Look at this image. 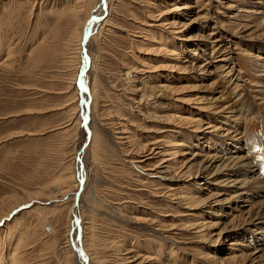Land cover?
Returning a JSON list of instances; mask_svg holds the SVG:
<instances>
[{
	"label": "rangeland",
	"instance_id": "1",
	"mask_svg": "<svg viewBox=\"0 0 264 264\" xmlns=\"http://www.w3.org/2000/svg\"><path fill=\"white\" fill-rule=\"evenodd\" d=\"M89 1L100 17L79 51L75 0H0V215L13 210L0 264H264L254 229H242L249 203L229 200L242 178L195 172L232 128L239 152H224L264 177V0ZM169 140L185 147L172 156ZM155 142L161 158L137 146L157 153ZM194 156L196 177L183 181ZM218 195L229 201L211 209Z\"/></svg>",
	"mask_w": 264,
	"mask_h": 264
},
{
	"label": "bare ground",
	"instance_id": "2",
	"mask_svg": "<svg viewBox=\"0 0 264 264\" xmlns=\"http://www.w3.org/2000/svg\"><path fill=\"white\" fill-rule=\"evenodd\" d=\"M199 1V0H198ZM200 1H202V0H200ZM210 0H207V2H209ZM68 3V2H67ZM105 7V6H104ZM93 8V3H92V1H89V2H84V0H80V1H77V0H75V2H74V6H73V8H72V13L75 15V17L77 16H79V14L78 13H81V11L83 12V9L85 10V15H84V17L82 18V20H83V24H82V28H81V30H80V33H78L77 34V38L79 39L78 41H79V43H78V49L77 50H79L80 51V43L82 42L81 41V39H82V34H83V30H85L84 29V25L86 24V25H88L89 27L88 28H90V23H92L93 21H91L92 19L94 20V18L95 17H100V16H97V15H94L93 13H92V9ZM100 10H101V15H103V13H102V4L98 7ZM177 8V7H176ZM190 9V8H192V5H190V4H185V6L184 7H182V8H179V11H180V9H183V10H186V9ZM95 10V9H94ZM172 11V10H171ZM167 12H169L168 10H167ZM105 13H106V11H105ZM165 13V12H164ZM77 14V15H76ZM107 16L104 18V20H103V27L104 26H107L108 25V23H109V14H108V11H107ZM165 15V14H164ZM104 16V15H103ZM81 17V16H80ZM74 20V19H73ZM77 20H78V18H77ZM193 21H195V20H193ZM264 23V22H263ZM171 24H173V25H175V21L174 22H171L170 23V25ZM163 25V24H162ZM168 25V24H167ZM94 26V24H92V27ZM91 27V28H92ZM95 27V26H94ZM164 26H162V28H163ZM169 27V26H168ZM174 27V26H173ZM88 28L86 29L87 31L86 32H88ZM262 30V29H261ZM102 31H103V29H102ZM85 32V31H84ZM100 32V31H99ZM87 35V33H85V36ZM210 35H213V33L212 34H210ZM83 38H84V36H83ZM163 42V41H162ZM163 43H165V42H163ZM83 44H84V41H83ZM158 45H162V44H158ZM83 46V45H82ZM161 49H163V50H161ZM219 49V46H218V43H217V40H216V43H215V46H213V47H210V49L208 50V51H210L208 54H207V59H206V61L205 62H207V60L208 59H212L213 58V56L214 55H216L217 54V52L219 51L218 50ZM165 51L166 50V48H164V47H162V46H159V49H158V51ZM168 50V49H167ZM171 50V49H170ZM79 51H77L78 52V54H79ZM156 51V50H155ZM201 51V53L202 54H204L205 52L201 49L200 50ZM169 52H171V51H169ZM227 52H228V50H227ZM161 53V52H160ZM172 53H173V51H172ZM176 55V54H175ZM225 55V57H222V56H224ZM230 56V54H228V55H226L225 53H222L221 55H220V57H222L221 58V61H226V60H229V61H231L232 59H233V57H229ZM255 57H256V55H255ZM220 61V62H221ZM208 63V62H207ZM206 63V64H207ZM89 64V63H88ZM205 67V66H204ZM219 67H221V66H219ZM232 69V68H231ZM219 70V69H218ZM235 70V69H234ZM134 71V70H133ZM135 71H136V69H135ZM227 71V72H226ZM219 72H222V73H224V72H226L227 74H226V76L230 73V71H229V68H227L226 66L224 67V66H222V68H221V70L219 71ZM225 74V73H224ZM220 75H221V73H220ZM129 76V75H128ZM217 76V75H216ZM76 79H77V81L79 80V78H77L76 77ZM128 79V78H127ZM222 79V78H221ZM225 80V79H224ZM79 85H80V87H82L83 88V83H82V85H81V82L79 81ZM263 85V84H262ZM93 88H95V86H93ZM83 90V89H82ZM96 95V92H95V90L94 89H92V92H91V94H90V96L91 97H94ZM208 107H210V106H208ZM228 110H230L229 108H227ZM209 110H211V109H209ZM165 118V117H164ZM173 122H174V120H173ZM200 128V127H199ZM209 128V127H208ZM240 129H234V130H232V128H229L228 130H225L226 131V134L225 135H223V136H221V138H220V141H219V143L217 144V147H218V150L216 149V150H214L215 152H217V153H212L209 157H207L206 158V160L203 162V164L199 167V169H197V171H195V172H197L196 173V175L198 174H202V175H205V174H207V175H209L211 172H212V176H218V178L219 179H222V178H229L231 175H235L237 178H242V179H240L238 182H235V181H232V184L231 185H229L228 186V188H233L232 190H233V195H230L231 197H230V201L232 202V203H234V206L237 208H239V205L240 204H244L245 205V203H249V209L246 211V213H245V215L247 216V218H245L244 220H245V225L244 226H242V229H247L248 228V231H250L251 229H254V230H251L250 231V233H252V236H253V238L255 239V241L257 242L256 244H262V245H264V218H263V216H262V214L261 213H259V212H256V213H254L253 211H252V209H253V207H255V206H257V207H259V208H261V206L262 207H264V177H261V176H259V175H256V177L255 178H252L257 172V170H254V169H256L255 167L256 166H251V164H250V162L247 160H245V158H243V157H241V158H234L233 156H230V155H228V153H226V152H224V150H226V151H230L231 153H233V154H235V153H238L239 152V148L237 147V144H238V141H237V139L238 138H241V135H239L238 134V132L237 131H239ZM172 133L174 132V131H171ZM118 133H122L123 134V131L122 132H118ZM209 134H210V132H209ZM174 135V134H173ZM172 134H171V136H173ZM237 135H239V136H237ZM166 136V135H165ZM163 137V136H162ZM167 138V137H166ZM199 138V137H198ZM197 138V139H198ZM118 139H120V138H118ZM202 139H203V137H202ZM205 139V138H204ZM121 140H122V138H121ZM163 142V141H162ZM180 142V141H179ZM178 141H176V140H169V143L167 144L166 142L164 143V144H167V146H163V147H168L169 149L168 150H173L174 152H172V153H170V155H176L177 153L179 154V151H177L178 150V148L179 147H185V145L183 146V144H180ZM152 146H156V149H157V153H154V150H152V149H150V148H148V147H144L143 145L142 146H139V145H137L140 149L139 150H145V149H147V151L150 153V154H148V155H151L152 156V158H154L155 156H157V157H160V156H162L163 154H162V151H164L163 149H160V145L162 146V144H160V142H155L154 144H151ZM150 145V146H151ZM187 147V146H186ZM160 149V150H159ZM231 149H235L236 151L235 152H233ZM146 151V150H145ZM144 151V152H145ZM219 151H222L223 153H222V155H218V154H220L221 152H219ZM147 152V153H148ZM141 153V152H140ZM165 153V152H164ZM168 155V154H167ZM182 156H186V155H188L187 153H182L181 154ZM147 156V155H146ZM196 157L197 156H194L193 158H191L190 160H188V161H186L185 160V163H184V165H185V167H186V171L183 173V175H184V178H183V181H190L191 179H193V178H195V177H191V172H192V167H193V165L191 164L192 163V161H195V159H196ZM139 158H143V157H139ZM161 158V157H160ZM248 158V157H247ZM148 160H146V161H143V162H147ZM161 161L162 162H160V164H161V166L164 164V163H167L166 161H164L163 159H161ZM142 161H139L138 163H143ZM191 164V165H190ZM183 165V166H184ZM159 167V166H158ZM161 168V167H160ZM166 168V166L163 168V169H165ZM167 169V168H166ZM84 170V169H83ZM185 170V169H184ZM84 172V171H83ZM190 172V173H189ZM259 173V172H258ZM257 173V174H258ZM193 174V173H192ZM182 175V176H183ZM85 176V175H84ZM210 176V175H209ZM86 177V176H85ZM84 177V178H85ZM211 177V176H210ZM210 177H209V179H210ZM83 178V179H84ZM182 178V177H181ZM180 178V179H181ZM213 178V177H212ZM208 179V180H209ZM163 180H165V181H167V182H173V181H175V179H173V177H169V178H163ZM179 180V179H178ZM207 180V179H206ZM85 182V181H84ZM212 182V181H211ZM207 183V182H206ZM85 184V183H84ZM203 184H199L198 183V186H199V188L197 189V192L199 193V191H203L202 189H201V186H202ZM210 185H213V186H215V185H217V183L215 184H213V183H211ZM237 185V186H236ZM183 185H181V184H176V185H172V187H169V191H171V192H179V190H181V187H182ZM182 191V190H181ZM53 193V192H52ZM180 193V192H179ZM175 194V193H174ZM181 194V193H180ZM179 194V195H180ZM56 195V194H55ZM196 195V194H195ZM221 195H223V194H221ZM221 195H218V196H215V198H213V197H210L208 200L209 201H207V203L208 204H210V207H212L211 209H213V208H217V209H221V207H225V206H223L222 204H225V203H228V201L229 200H221L220 199V196ZM191 196V195H190ZM175 197H178L177 196V193H176V195H175ZM181 199H184V197H181ZM258 199H260L259 201H258ZM178 200V199H177ZM189 200H194L195 201V203L196 204H199L200 203V200H199V198H197L196 196H194V195H192V197H190L189 198ZM178 204V203H177ZM206 205V204H205ZM209 206V205H208ZM18 207V206H17ZM16 207V208H17ZM207 207V206H206ZM241 207H244V206H241ZM247 208V207H246ZM236 210V209H235ZM12 211L13 210H11V211H9L7 214H4V215H0V224H2V223H5L8 219H9V214H10V212L12 213ZM72 211H73V209H72ZM217 212V210H214L213 211V215H215V213L214 212ZM241 214L242 213H244V211L242 210L241 211V209L240 210H238ZM209 214H211L212 215V213L210 212ZM243 215V214H242ZM217 218V217H216ZM215 219V218H214ZM136 220V219H135ZM141 220V219H140ZM136 221H138V220H136ZM140 224V223H139ZM143 224V223H142ZM145 224V223H144ZM215 224H217L218 225V223H215ZM216 225V226H217ZM146 226V225H145ZM149 226V225H148ZM240 227V226H239ZM216 228V227H215ZM228 228V227H227ZM174 229V228H173ZM193 229V228H192ZM223 231V230H222ZM237 231H240V229H237V226L236 227H234V232H237ZM49 232V231H48ZM161 232V231H160ZM165 232V231H164ZM169 232H171V231H169ZM168 232V233H169ZM6 235H10V233H9V231L7 230V232H6ZM166 238H168L169 239V237H166ZM260 240V241H258V240ZM19 244V243H18ZM247 247V246H246ZM130 251H131V249H130ZM132 251H134V250H132ZM263 252L264 253V248L263 249H261L259 252ZM15 252V251H14ZM131 253L130 252H127V253H125L122 257H121V260H123V261H126V260H128L127 258H126V256L125 255H130ZM264 255V254H263ZM137 256V255H136ZM136 256H134L135 258H136ZM141 256V255H140ZM255 256V253L254 254H252V255H246V256H243V258H244V260L245 259H247V261H249V262H254L255 260H259L260 259V257H255V258H253ZM76 257H77V259H79L78 258V256L76 255ZM129 257V256H128ZM133 257V258H134ZM123 258V259H122ZM130 258L131 259H133L132 258V256H130ZM134 258V260H132L131 261V264H133L134 262H136V259ZM146 258V257H145ZM145 258H142V260H141V262H143V260H145ZM18 259V258H17ZM19 259H21V258H19ZM137 259H139L140 260V258L138 257ZM120 260V261H121ZM130 260V259H129ZM151 260L152 259H147L146 258V260H145V262L147 261H150L151 262ZM20 260H17V262L16 263H13V264H21L20 262H19ZM23 262V261H22ZM122 262V261H121ZM127 262V261H126ZM130 262V261H129ZM140 261H139V263L138 264H142ZM144 262V263H145ZM156 262V261H155ZM264 262V261H263ZM152 264H156V263H154V262H151ZM150 263V264H151ZM241 263V262H240ZM23 264V263H22ZM128 264V263H127ZM148 264V263H147ZM253 264V263H252Z\"/></svg>",
	"mask_w": 264,
	"mask_h": 264
},
{
	"label": "water",
	"instance_id": "3",
	"mask_svg": "<svg viewBox=\"0 0 264 264\" xmlns=\"http://www.w3.org/2000/svg\"><path fill=\"white\" fill-rule=\"evenodd\" d=\"M92 21H96V19H94V20H92ZM85 67H86V69L88 68V64H87V63L85 64ZM86 69H84L83 71H81L80 74H79V81L81 82V85H82V80H81V78H82V75L84 74V72H85ZM86 120H87V119H84V125H86ZM79 176H80V178H82L81 166H80V174H79ZM76 250H77V249H76Z\"/></svg>",
	"mask_w": 264,
	"mask_h": 264
}]
</instances>
